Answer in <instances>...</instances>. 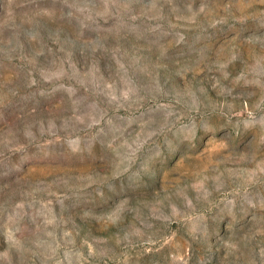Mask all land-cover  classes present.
<instances>
[{"label":"rangeland","instance_id":"rangeland-1","mask_svg":"<svg viewBox=\"0 0 264 264\" xmlns=\"http://www.w3.org/2000/svg\"><path fill=\"white\" fill-rule=\"evenodd\" d=\"M0 264H264V0H0Z\"/></svg>","mask_w":264,"mask_h":264}]
</instances>
